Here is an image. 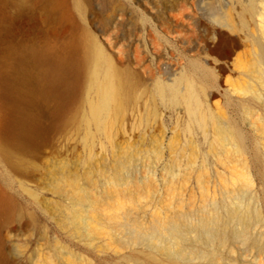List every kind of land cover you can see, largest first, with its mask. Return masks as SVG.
Instances as JSON below:
<instances>
[{"label": "rangeland", "instance_id": "rangeland-1", "mask_svg": "<svg viewBox=\"0 0 264 264\" xmlns=\"http://www.w3.org/2000/svg\"><path fill=\"white\" fill-rule=\"evenodd\" d=\"M263 2L253 1L250 7L249 0L87 1L89 29L150 90L159 80L166 86L177 80L178 88H183V74H200L215 123L242 134L248 160L225 155L227 148H233L232 138L219 144L214 125L204 129L192 120L183 102L159 94L154 98L156 114L147 121L141 122L137 106L120 121L114 147L106 133L88 136L79 119L50 125L29 155L34 163L30 173L11 169L0 159V188L14 204L9 222L0 223V250L9 264H35L40 254L52 259L50 264H77L72 255L61 252L68 248L87 256L79 264L126 262L116 249L92 247L73 229L70 215L77 206V189L66 178L68 169L75 172V183L85 193L93 180L106 185L116 171L122 176L149 174L154 188L147 194L136 199L116 196L105 209L120 217L131 212L145 221L170 214L182 202L221 198L231 188L246 189L247 196L253 188L264 193V64L259 61L264 48ZM74 16L78 26L80 15ZM71 27L66 26V35ZM86 88L82 86L75 99L77 105L83 102L82 108ZM42 118L47 124L54 119L46 112ZM125 159L130 165L121 167L118 161ZM254 228L251 239L234 240L225 249L224 260L193 264H264V248L258 245L264 244V224ZM101 236L95 243L109 241L107 234ZM61 245L68 247L61 250Z\"/></svg>", "mask_w": 264, "mask_h": 264}, {"label": "bare ground", "instance_id": "bare-ground-1", "mask_svg": "<svg viewBox=\"0 0 264 264\" xmlns=\"http://www.w3.org/2000/svg\"><path fill=\"white\" fill-rule=\"evenodd\" d=\"M87 1L0 0V159L11 169L30 173L34 163L29 155L42 143L47 128L71 119H79L92 138L106 133L108 143L114 147V131L120 121L136 106L140 108L141 122L156 114L154 98L159 94L183 102L192 120L204 129L214 125L219 144L232 138L233 148H227L225 155H239L246 163L242 134L235 127L215 123L204 98L205 82L200 74L196 71L183 74L180 77V82H185L183 88H178L177 80L167 86L159 80L157 88L150 90L146 81L130 66L118 63L89 29ZM253 1L256 0H249L250 7ZM75 13L80 15L78 26ZM68 24L72 25V32L66 35ZM259 57L264 64V48ZM85 85L87 92L82 108L83 102L77 105L75 99ZM44 112L54 117L48 124L43 121ZM118 163L121 167L130 165L128 159ZM66 178L72 179L77 189V206L70 215L73 229L92 247L116 249L126 259L125 263L117 264L219 262L224 260L225 249L234 240L251 239L256 223L264 224V193L260 189L253 188L250 196L246 189H227L221 198H206L200 204L193 200L187 204L182 202L180 208L172 207L170 214L145 221L131 212L120 217L116 212L107 214L105 209L116 196L136 199L147 194L154 188L149 174L122 176L116 171L106 185L98 186L93 180L87 193L75 183L78 180L71 169ZM4 192L0 188V223L9 222L14 215V204ZM103 233L109 241L95 243ZM258 245L264 248V244ZM59 247L62 250L68 246ZM123 249L129 250L121 252ZM2 250L0 264H9ZM64 250L61 252L72 255L77 264L86 256L71 248ZM38 256L35 264L52 261L41 258V254Z\"/></svg>", "mask_w": 264, "mask_h": 264}]
</instances>
